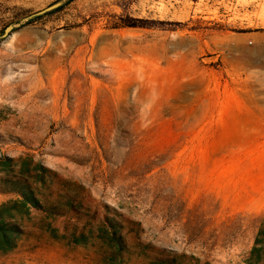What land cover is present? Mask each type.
I'll list each match as a JSON object with an SVG mask.
<instances>
[{"label":"rangeland","instance_id":"rangeland-1","mask_svg":"<svg viewBox=\"0 0 264 264\" xmlns=\"http://www.w3.org/2000/svg\"><path fill=\"white\" fill-rule=\"evenodd\" d=\"M0 157V264H264V0H0Z\"/></svg>","mask_w":264,"mask_h":264},{"label":"trees","instance_id":"trees-1","mask_svg":"<svg viewBox=\"0 0 264 264\" xmlns=\"http://www.w3.org/2000/svg\"><path fill=\"white\" fill-rule=\"evenodd\" d=\"M124 25L135 26L134 23L128 21ZM2 162H4V167L2 169H8L10 165V160L0 157ZM0 191L2 192H13L21 196L19 200L5 202L0 206V250L6 251L15 246V236L19 232L18 224L10 221L15 217V214L9 211V206L11 204H19L22 208V212L26 214L29 211V206L35 208H42L40 199L37 197L36 190L30 183L29 179L25 177L22 173L10 172L6 175L0 174ZM10 218V220H8Z\"/></svg>","mask_w":264,"mask_h":264},{"label":"water","instance_id":"water-1","mask_svg":"<svg viewBox=\"0 0 264 264\" xmlns=\"http://www.w3.org/2000/svg\"><path fill=\"white\" fill-rule=\"evenodd\" d=\"M11 29H12V26H9L6 31L10 32Z\"/></svg>","mask_w":264,"mask_h":264}]
</instances>
